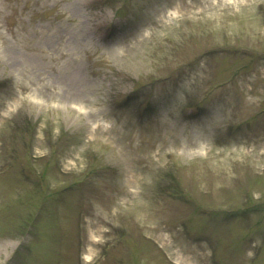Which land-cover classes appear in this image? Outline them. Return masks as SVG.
I'll return each mask as SVG.
<instances>
[{
	"label": "rangeland",
	"instance_id": "obj_1",
	"mask_svg": "<svg viewBox=\"0 0 264 264\" xmlns=\"http://www.w3.org/2000/svg\"><path fill=\"white\" fill-rule=\"evenodd\" d=\"M263 137L264 0H0V264H264Z\"/></svg>",
	"mask_w": 264,
	"mask_h": 264
},
{
	"label": "bare ground",
	"instance_id": "obj_2",
	"mask_svg": "<svg viewBox=\"0 0 264 264\" xmlns=\"http://www.w3.org/2000/svg\"><path fill=\"white\" fill-rule=\"evenodd\" d=\"M76 81H77V79H76ZM261 142L264 143V137L261 139ZM262 152H264V145H263V148H262ZM92 241H95V239L92 240ZM96 242H97V241H96ZM86 261H89V259L86 258Z\"/></svg>",
	"mask_w": 264,
	"mask_h": 264
}]
</instances>
